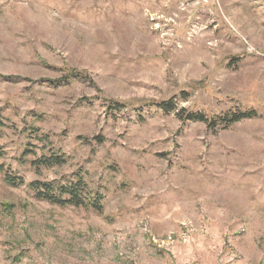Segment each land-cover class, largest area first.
Wrapping results in <instances>:
<instances>
[{
	"label": "rangeland",
	"instance_id": "rangeland-1",
	"mask_svg": "<svg viewBox=\"0 0 264 264\" xmlns=\"http://www.w3.org/2000/svg\"><path fill=\"white\" fill-rule=\"evenodd\" d=\"M170 99L257 117L149 105ZM0 113L3 170L103 195L57 207L0 172V264H264V0H0ZM44 136L63 165L23 157Z\"/></svg>",
	"mask_w": 264,
	"mask_h": 264
},
{
	"label": "trees",
	"instance_id": "trees-1",
	"mask_svg": "<svg viewBox=\"0 0 264 264\" xmlns=\"http://www.w3.org/2000/svg\"><path fill=\"white\" fill-rule=\"evenodd\" d=\"M149 105L164 113L175 112L180 119L185 121L202 122L209 127L218 124L222 125L224 129L242 120L257 117V112L255 111H231L220 115L213 120L200 112H186L184 108L177 111L176 104L172 99L154 102ZM116 106L119 108L124 107L123 104H116ZM4 127V118L0 113V131ZM32 133L35 134L36 130H34V132L32 131ZM43 141H46L49 145L47 150L44 148H38L39 153H36L35 150L26 149V152L23 154V157L31 155V160H28L30 166L39 169L59 167L63 165L66 162L64 154L60 153L59 150H56L46 136L43 137ZM3 155L4 152L0 147V159ZM24 161L26 162L27 160ZM0 172L3 173V181L7 186L19 187L26 185L33 193V197L36 200L57 207H72L91 210L98 214H101L103 211V195L99 191L91 190L80 175L74 174L71 178L66 180H53L48 182L32 181L25 184L21 177L3 170L2 166H0Z\"/></svg>",
	"mask_w": 264,
	"mask_h": 264
}]
</instances>
